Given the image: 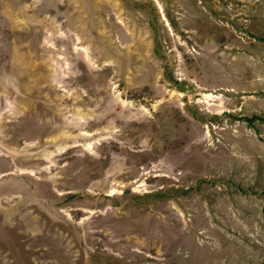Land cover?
Instances as JSON below:
<instances>
[{"label": "rangeland", "instance_id": "rangeland-1", "mask_svg": "<svg viewBox=\"0 0 264 264\" xmlns=\"http://www.w3.org/2000/svg\"><path fill=\"white\" fill-rule=\"evenodd\" d=\"M0 264H264V0H0Z\"/></svg>", "mask_w": 264, "mask_h": 264}]
</instances>
